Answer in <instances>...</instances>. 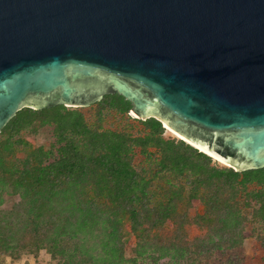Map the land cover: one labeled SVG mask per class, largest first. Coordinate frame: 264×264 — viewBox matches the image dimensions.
Masks as SVG:
<instances>
[{"label":"trees","instance_id":"1","mask_svg":"<svg viewBox=\"0 0 264 264\" xmlns=\"http://www.w3.org/2000/svg\"><path fill=\"white\" fill-rule=\"evenodd\" d=\"M89 106L90 118L24 107L1 129V260L44 250L55 264H247L252 236L264 260V167L218 164L160 121L131 118L119 94ZM109 110L119 127H105ZM45 126L48 148L28 138Z\"/></svg>","mask_w":264,"mask_h":264},{"label":"water","instance_id":"2","mask_svg":"<svg viewBox=\"0 0 264 264\" xmlns=\"http://www.w3.org/2000/svg\"><path fill=\"white\" fill-rule=\"evenodd\" d=\"M113 93L235 171L263 168L264 0H0V131Z\"/></svg>","mask_w":264,"mask_h":264},{"label":"rangeland","instance_id":"3","mask_svg":"<svg viewBox=\"0 0 264 264\" xmlns=\"http://www.w3.org/2000/svg\"><path fill=\"white\" fill-rule=\"evenodd\" d=\"M68 108H76L83 112L87 118L92 117L94 112V106H83V107H70L66 106ZM128 115L131 118H136L130 111L128 112ZM122 124L121 120L119 119V115L115 113L114 110H109V114L106 116V119L104 121L105 127L110 128H116L119 127ZM163 126V125H162ZM165 129V136L170 138H177L180 139L181 137L176 136L171 130H169L167 127L163 126ZM138 128V127H137ZM137 128H131V130L136 131ZM28 138L32 141L34 145H41L45 148H48V146L53 142V135H52V128L50 126L42 127L37 134L30 135ZM215 162L218 164H222L219 160L212 158ZM226 166V165H224ZM17 197H6L4 202V207H8L12 202L16 201ZM258 242L257 239H255L254 236L247 237L243 245L241 247L242 250H240L241 255H243L244 259L247 261V264H264V260L262 259L261 250L258 248ZM218 259H225L222 258L220 255L216 256ZM0 258V264H55V261H53L49 254H47L44 250H41L35 257L32 255H22L19 260L11 261L9 257H6L5 259L1 260Z\"/></svg>","mask_w":264,"mask_h":264},{"label":"bare ground","instance_id":"4","mask_svg":"<svg viewBox=\"0 0 264 264\" xmlns=\"http://www.w3.org/2000/svg\"><path fill=\"white\" fill-rule=\"evenodd\" d=\"M169 130H171L170 128H168ZM176 136H179L176 132H174L173 130H171ZM180 137V136H179ZM201 149V148H200ZM202 150V149H201Z\"/></svg>","mask_w":264,"mask_h":264}]
</instances>
